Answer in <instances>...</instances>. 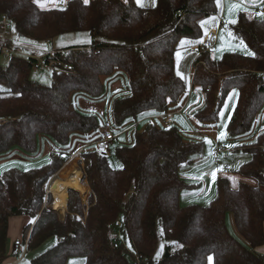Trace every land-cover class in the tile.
<instances>
[{"label":"trees","instance_id":"16d2710c","mask_svg":"<svg viewBox=\"0 0 264 264\" xmlns=\"http://www.w3.org/2000/svg\"><path fill=\"white\" fill-rule=\"evenodd\" d=\"M215 13L216 0H156L152 8L137 6L134 0L88 4L68 0L48 10L38 9L34 0H0V16L7 17L21 39L47 43L80 32L91 37L89 46L46 56V63L52 61L59 69L50 86L31 80L29 61L35 56L13 53L5 65L0 64V154L16 147L33 155L39 137L59 149L51 154V163L1 171L0 264L7 257L9 218L17 215L32 220L24 228L26 250L56 239L32 264H66L77 256L85 259L84 264H131L134 256L145 264H208L210 255L212 264H264V255L257 251L264 246V131L253 143L235 145V151L251 156L237 173L254 184L232 189L226 178H218L216 196L207 205L182 207L179 202L189 188L180 179V170L191 155L203 152V143L186 140L178 127L162 123L144 126L133 133L131 144L115 148V158L123 166L118 170L109 165L110 151L101 154L92 146L77 153L81 184L67 190L62 217L60 209L49 208L53 198L47 187L73 158L68 151L72 138L89 136L84 140L94 143L101 131L95 115L71 109L73 95L99 99L105 93L104 80L120 72L127 76L129 94L112 103L115 127L120 129L146 112H170L185 93L174 70L175 44L181 38L201 39L198 22ZM235 20L233 36L255 56L225 52L213 59L204 53L194 63L191 78V85L204 94L203 106L194 114L203 125L215 124L227 96L237 91L226 129L231 141L248 134L264 109V19L238 13ZM2 44L11 47L9 40ZM227 213L248 248L228 231ZM118 233L123 243H117ZM161 244L164 248L157 257Z\"/></svg>","mask_w":264,"mask_h":264},{"label":"crops","instance_id":"0c3cea01","mask_svg":"<svg viewBox=\"0 0 264 264\" xmlns=\"http://www.w3.org/2000/svg\"><path fill=\"white\" fill-rule=\"evenodd\" d=\"M82 1L84 2V0H82ZM41 2L43 3V7H41L39 4H37L35 2L37 8L40 10L59 8V7L64 6V4L66 3L65 2L64 4H62V3L58 2V0H43ZM146 2H147V0L143 1L144 5L149 7L150 5H148V3H146ZM232 2L239 3L240 0H232ZM246 6L248 8V11L235 12L231 18L235 19L237 17L238 13H243L246 17H248V19H262L261 16L258 15V13H264V11L260 12L261 9L264 10V4H261L260 0H256V3L254 5L248 4ZM142 7L148 8L145 6H142ZM227 7H228V0H222V6L221 7H217V5H216V13L214 14L213 17H215V19H217V21H218V17L220 15H222V16H224L223 21H225L226 17L228 16ZM216 28H217V26H214V25L210 26L208 31L203 33L202 35L204 36L210 30L216 29ZM220 29L218 30V38H217L216 46L212 50V52H210L213 59L220 57L221 54H223L225 52H238V53H244L245 52L240 47V41L239 40L229 36V34H227V33L223 34V32ZM8 40L11 43V48L14 49L12 47L13 43L11 42L10 33H9ZM192 45H194L193 42L190 44L189 48L184 47V46H183V48H181L183 50L182 53L184 54V57H183V59L181 58L179 61L180 72L182 71V69H186V71L183 73V76L186 77V75L189 74L188 79H189L190 89H192V90L189 92L188 95H187V90H185L184 95L175 104L172 105V107L169 110L170 112H167L166 115L167 114L172 115L173 120H172V123H170V124H173L174 126L178 127L179 131L181 132V134L184 136V138L186 140L203 143L204 131L202 129H204L206 127H212L214 124L213 125H203L202 124L204 127H200L202 129H200V131H198L196 129V127L194 125H192L191 121L189 120V117H192L193 119H195L194 114L202 108L203 97H204V94H203L201 89H199L197 87H193L191 85V78L193 75L194 63L197 61V59H199V57L197 55H195L193 52H191ZM177 50L178 49L175 50V53L177 52ZM50 53H52V52H50ZM35 57L38 58V56H35ZM176 69H177V58H176V54H175V68H174V70H175V74L177 75ZM119 73L120 72H118V73L114 74L112 77H109L106 79L112 80ZM181 74H182V72H181ZM104 87H105V93H104V95H105L106 92H108V90H107L105 84H104ZM123 88H125V83H124L122 77H116V78H114L113 81H111L109 83L110 93H112L113 90L120 92V89H123ZM185 89H186V87H185ZM104 95L101 98H103ZM74 96H75V105L78 109L77 111H79V112H82L85 114H91L88 112L95 111V112L103 114L106 110V103L103 104L102 101L97 103V101L95 102L93 100H90V98L85 97L82 94L81 95L75 94ZM234 97L237 98L236 96L233 95V91H231V93H229V97L226 99L224 107L221 111V113H223V115L225 113V106L229 105L230 101L231 102L233 101V103L235 102ZM117 99H119V98H117ZM111 107H112V105H111ZM221 113H220V121H222L221 120V118H222ZM92 115H94V114H92ZM164 116H165V114L164 115H158V114H155L153 112H146V113L141 114L139 116V118H137L136 121H133V122L123 126L122 128H120L121 131H119L118 133L115 134L116 143H118V145L128 144L129 142L132 141V136H133L132 135L130 138V133L133 134L135 131L141 130L146 125L150 124V125L161 126L160 123H165L163 121ZM96 118L99 120V118L97 116H96ZM255 121H256V118H255ZM258 125H259V123L257 122L255 125L256 128ZM263 127H264V125H263ZM256 128H255V130H256ZM103 130H104V128L103 129L101 128V131H103ZM255 130H254V133L249 132V134H247V137H246L247 142L246 143L252 142L253 137H256L255 135H258L259 133L264 131V130H262L261 132L255 133ZM197 131H198V133H197ZM88 137L89 136L76 135L72 138V141H71L70 147L68 148V151L71 154H73V156H72L73 158L74 157L76 158L77 153H80L81 151L87 150L89 148L90 144H92V143H90L91 141H85L84 140V139H88ZM243 138L244 137L240 138L239 140L237 139L236 143L241 145L242 144L241 140ZM233 142H235V141H233ZM203 145H204V143H203ZM51 149H52V151L50 152ZM57 150H58V148L55 147L45 137H39L38 142H37V150L33 155H29V154L23 152L21 149L16 148V147L11 149L9 152H7L5 154H0V172L7 169V168H10V167H16V168L22 169V168H32L34 166H39V165L45 164L50 160L51 154H53L52 152L53 151L58 152ZM61 151H63V150H61ZM201 155H203V152L200 155H194L191 158H189L190 163L188 166H186V168H185L186 170L183 171L182 168L180 170V173H179L180 179L189 187L188 189L184 190L180 195L179 202H180V206H182V207H186V206H189L192 204L207 205L212 199L215 198V196H216V193H215L216 181L213 183L210 175H207V173H209L211 169L221 168V166L227 165V166H229V170L227 172H230L231 170H235L232 172H237V170L239 169V167L241 165L247 163L251 159V156L248 153L243 152V154L231 157L232 158L231 160L228 158L229 154L221 155L219 161L217 163H214V162H212V160L208 161V162H203V160H198L197 159L198 156H201ZM6 166H10V167H6ZM224 172L225 171L218 172L217 173V179L223 177L220 174H222ZM201 174H204L203 179H200V180L193 179V177L200 176ZM246 179L250 180L249 178H246ZM229 184H230V182H229ZM248 184H253V182L251 181V183H248ZM230 186H231V184H230ZM261 249H262V247L259 248L257 251L259 252Z\"/></svg>","mask_w":264,"mask_h":264},{"label":"rangeland","instance_id":"374dc122","mask_svg":"<svg viewBox=\"0 0 264 264\" xmlns=\"http://www.w3.org/2000/svg\"><path fill=\"white\" fill-rule=\"evenodd\" d=\"M66 1L67 0H58V2H60L62 4H64ZM143 1L144 0H142V2ZM134 3L137 5L136 0H134ZM146 3H148V5H150V6L148 7V6L144 5V3H143V6L148 7V8L154 7L153 3H152V0H147ZM155 4H156V0H155ZM213 16L214 15H211V16H208V17H204L198 22L199 29H200L202 34L207 32L208 29L210 28V26L214 25V26L218 27L217 19H215L214 21L211 19V18H213ZM228 19H229V17L227 16L226 20L222 22L220 27H218L219 29L221 28L220 30L223 32V34L224 33H227V34L231 33L232 34V31H231L232 23H226V21ZM201 21H208V23L202 27L201 26ZM9 31H10L9 33H10V37H11V42L13 43L12 47L15 50H18V56H20L22 58H27V56H38V57L43 56L45 58L50 52L59 51V50H62V49L68 48V47H74V46H89L90 43H91V42L90 43H88V42L76 43L75 42L77 40H80V41H88V40H90L91 41L90 35L88 33H86V32L68 33V34H64V35H61V36H58V37L54 38L51 42L37 43V42L31 41V40L21 39L19 37H16V35H15L16 33L14 32L13 28H11ZM231 37L235 38L233 36V34L231 35ZM8 38H9V35H8ZM181 40L192 41L193 44H196V43H198L200 41V39L181 38L180 40L177 41V43L175 44V49H178L180 51L181 58L183 59L184 54L182 53L183 50L181 49L183 47L180 46V41ZM29 41L34 42V43H29ZM38 45H42V46H46V47H39ZM189 46H190V44H187L184 47L189 48ZM50 56L52 58L53 55H51V53H50ZM204 57L206 58L207 56L204 55ZM208 57L213 58L211 56V53H210V55ZM7 61H8L7 59H5L4 57L0 56V64L1 65H5L7 63ZM54 66H57V65L55 64L51 68H44L43 66H41L38 69H36L35 67L32 68L30 66L31 67V73H30L31 80L36 82V83H38V84H40V85H43V86H50L51 85V81H52L51 77H52L53 72L59 70V69L54 68ZM60 68L66 69V67H63V66H61ZM185 71H186V69H182V71H181L182 72V76H183V73ZM176 72H177V69H176ZM188 75H186V77L183 76V79L180 77V79L184 82V85L186 87L185 90H187V95L192 90V89H190ZM116 77H122V79H123V81L125 83V88L120 89V92L113 90L112 93H110V91H109V83L111 81H113L114 78H116ZM116 77H114L112 80H108V79L104 80V79H102V80H104V84H105V86H106V88L108 90V92H106V94L104 95L103 98L90 99V100H93L95 102L97 101V103L101 102V101L103 102V104L106 103L105 112L103 114L95 112V111L88 112V113L94 114L95 116H97L99 118V120L101 122V128L102 129L103 128L104 129H108L114 135L116 133H118L119 131H121V130L118 129L117 127H115V125L113 123L112 114H111V105H112V103H113V101L115 99L124 97V96L129 94L127 76L124 73H119ZM231 91H235L236 94L234 96L237 97V91L235 89H233ZM228 97H229V95L227 96V98ZM234 100H235L234 103H233V101L232 102L230 101L229 105L226 104L227 106H225V113H224V115L221 118L222 121H220V116H219L218 121L212 127H206L204 129H202V128H200V127H204L202 124L197 123V121L195 119H193L192 117H189V120L191 121L192 125H194L198 131H200V129H202L204 131V135H203L204 136L203 137V143H204V149L203 150L204 151H203V155L198 156V158H197L198 160H203V162L211 161V156H209V150L211 149V152H213L216 143L217 144L223 143V144H225L227 146L228 149H234V151L232 153H229L228 158L230 160L232 159L231 157L243 154V152L240 151V150H236L235 151V145H237L236 141L233 142V141L228 140L227 136H226L225 139H222V140L221 139H217V136H218L219 132L222 131V130H225V129H223L222 126L225 125V124L228 126L229 121H230V119L233 116V113H234V110H235V107H236V104H237V98L234 97ZM70 106H71V109L78 110L76 105H75V96L74 95L71 98ZM257 122L259 123V125L256 128L255 125H256ZM160 124L163 125L162 123H160ZM263 125H264V109L257 114L256 121L254 120V123L252 124L250 133H252V132L254 133L255 128H256L255 133L261 132L262 130H264ZM198 131H197V133H198ZM132 135L133 134L130 133V138H131ZM241 136L244 137L241 140V142H242L241 145H246V144H250L251 143V142L250 143H246L247 142V140H246L247 134H244V135H241ZM255 136L257 137V135H255ZM205 138H208V139H210L212 141L211 146H209L207 143H205ZM255 139L256 138L253 137V140H255ZM90 143H92V144H90L89 148H91V146H93V142L91 141ZM115 143H116V141L113 142V145H111L110 152L108 153V156H106V157H108V162H109L110 167L112 169H114V170H118V169L121 168V167H119V165H121V164L115 158V153L114 152H115V148L118 146V143H116V144ZM131 143L132 142H129L128 144H131ZM228 144L229 145H233L234 147H228ZM51 151H52V149L50 150V152ZM52 153L54 154L56 152L53 151ZM194 155H200V154H193L189 158H191ZM77 157L76 158L75 157L71 158L70 162H68L64 167H62V170L54 178L51 179V182H50L51 184H50L49 188H51L52 184L54 182H56L57 180H60L62 182H66L69 179L70 172H68V171H70V169H69L68 166H71V167L74 166L80 171V169L76 166ZM188 165L183 166L182 170L183 171L186 170L185 168ZM6 167H10V166H6ZM34 167H36V166H34ZM22 169H29V168H22ZM232 171H235V170H231L230 172L225 171L224 173L220 174L221 176H223V178H226L230 182L232 189H237L238 186L241 183H251V181H252L253 184H254L253 180H251V179L248 180L246 178H243L237 172H232ZM230 177H234L235 178V183L233 182L232 179H230ZM80 181H81V179H80ZM77 192L78 193L82 192V186ZM52 198H53L52 199V203L54 205V197L52 196ZM65 199H67L66 195H65ZM66 204H67V202L65 203V206L62 207L63 209H60V210L58 209L59 210L58 213H59L60 217H62L65 214ZM8 223H9V225H8V235H7V242H6V252H7L6 256L7 257H6L5 264H15V262L17 263L18 256L12 254L14 252L13 244H14L15 241H19L21 243H23L25 241V238H24V235H23L24 234V228L27 227L30 223H32V220L29 217L25 216V215H21V216L17 215V216H12L11 218H9V222ZM225 223H226L227 229L230 232V234L233 237H235V239H237V241L239 243H241L244 247L248 248V244L237 233L236 228L234 226V222H233V216L230 213L226 214V222ZM55 243H56V239L55 238H50L43 245H41L38 249H35V250H32V251L26 250V253H25V256H24L23 260L20 261L17 264H32V261L35 258H37V257L43 255L44 253H46L51 247H53L55 245ZM259 252L261 254H264V246L262 247V249ZM73 261L77 262V264H84L85 263V259L83 257H78L77 256V257L68 258L66 264H71V262H73ZM143 264H145V263L143 262Z\"/></svg>","mask_w":264,"mask_h":264},{"label":"built area","instance_id":"2783aa9c","mask_svg":"<svg viewBox=\"0 0 264 264\" xmlns=\"http://www.w3.org/2000/svg\"><path fill=\"white\" fill-rule=\"evenodd\" d=\"M263 11H264L263 9L260 10V12H263ZM223 20H224V16L220 15L218 17V27L221 26ZM218 27L216 29L210 30L206 35H204L200 39L198 43L192 45L191 52H193L198 57L204 53L211 52L215 48L216 43H217L218 30H219ZM11 28H13L11 22L7 19L6 16L1 15L0 16V56L4 57L7 60L12 57L13 53L18 54V50L12 49L11 47H8L2 44V42H5L8 40L9 30ZM29 57L30 56H27V58ZM45 58L43 56H40L38 58L35 57V61L33 60L29 61V66H31L32 68L35 67L36 69H38L41 66H43L44 68H51L53 65L56 64L52 61L46 63ZM66 70H69L68 66L66 67ZM163 118H164L165 123H168V124L172 123V120H173L172 115L165 114ZM115 138L116 137L112 132H110L107 129H104L103 131H100L99 139L93 143V147L97 152L101 154L108 153L110 151V146L112 142L115 140ZM233 151L234 149H228L227 146L223 143L216 144L212 152V155H211V160L212 162L217 163L221 155H226V154L232 153ZM221 168H222V171L229 170V166L227 165H223L221 166ZM50 184L51 183H49L47 187V194L52 195V193L50 192V188H49ZM49 208L52 209L53 211H57L58 209H61L62 207L55 208L53 205H51L49 206ZM120 225H121L120 220H117L116 227L118 228L120 227ZM116 241L117 243L118 242L123 243V238L120 233L117 234ZM125 247L128 248L127 245H125ZM26 248H27V245L25 243H21L19 241L14 242L13 254L18 256L17 263L23 260L25 253H26ZM17 263L15 262V264ZM131 264H143V262L137 256H134L133 259L131 260Z\"/></svg>","mask_w":264,"mask_h":264},{"label":"snow or ice","instance_id":"6c2138e0","mask_svg":"<svg viewBox=\"0 0 264 264\" xmlns=\"http://www.w3.org/2000/svg\"><path fill=\"white\" fill-rule=\"evenodd\" d=\"M34 2H36L37 4H39L41 7H43V3L41 2V0H34ZM84 3L85 4H88L89 3V0H84ZM125 3H127V0H125ZM136 3L138 6H143V2L142 0H136ZM152 3H153V6H155V0H152ZM256 3V0H240L239 3H235V2H232V0H228V7H227V12H228V17L229 19L226 21V23H232V24H235L236 23V20L235 19H232L231 17L233 16V14L235 12H238V11H248V8L246 5L248 4H255ZM260 3L261 4H264V0H260ZM216 5L217 7H221L222 6V0H216ZM258 15L261 16L262 19H264V13H258ZM213 21L215 20V17L211 18ZM208 23V21H201V26L203 27L204 25H206ZM232 34L229 33V36H231ZM76 43H83V42H88L90 43L91 41L88 40V41H80V40H77L75 41ZM29 43H34V42H31L29 41ZM192 42L191 41H188V40H181L180 41V46L183 47L187 44H191ZM39 47H46V46H42V45H38ZM240 47L245 51V54L248 55V56H255V53L252 52V51H249L247 49V45L244 43L243 40L240 41ZM176 58H177V76L181 77L183 79V76L181 74V72L179 71V61L181 59V53L179 50H177L176 52ZM3 89H0V91H2ZM235 91H233V95H235ZM221 116H223V113H221ZM230 118V117H229ZM197 123H199V121H197ZM223 129L225 130H222L219 132L218 136H217V139H225L226 136H227V131H226V128H227V125H223L222 126ZM205 143H207L209 146H211L212 144V141L208 138H205ZM228 147H234L233 145H228ZM212 155V152H211V149L209 150V156ZM48 163H51V160L48 161ZM119 167H123L122 165H119ZM27 170V169H25ZM222 171V168H214V169H211L209 173H207V175H210L211 177V180L212 182L214 183L217 179V173ZM203 176L204 174H201L200 176H197V177H193V179H197V180H200V179H203ZM230 179L233 180V182L235 183V178L234 177H230ZM161 235H163V231H161ZM164 248V245L161 244L160 246V251L157 252V257H159V255L161 254V251L163 250ZM208 264H212L213 262V257L210 255L208 256ZM71 264H77V262L73 261L71 262Z\"/></svg>","mask_w":264,"mask_h":264},{"label":"bare ground","instance_id":"6f19581e","mask_svg":"<svg viewBox=\"0 0 264 264\" xmlns=\"http://www.w3.org/2000/svg\"><path fill=\"white\" fill-rule=\"evenodd\" d=\"M96 142V141H95ZM74 165V164H73ZM70 171V177L66 182L57 180L50 188V192L54 197V207H64L66 203L65 194L67 188H78L81 179V173L76 167L68 166Z\"/></svg>","mask_w":264,"mask_h":264},{"label":"water","instance_id":"95a60500","mask_svg":"<svg viewBox=\"0 0 264 264\" xmlns=\"http://www.w3.org/2000/svg\"><path fill=\"white\" fill-rule=\"evenodd\" d=\"M68 189L75 190V189H73V188H68ZM68 189H67V190H68ZM65 195H66V198H67V192H66V194H65ZM167 255H168V254H166V256H167Z\"/></svg>","mask_w":264,"mask_h":264}]
</instances>
